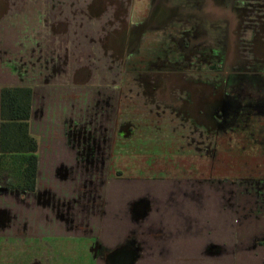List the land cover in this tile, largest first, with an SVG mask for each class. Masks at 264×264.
Here are the masks:
<instances>
[{
	"label": "crops",
	"instance_id": "1",
	"mask_svg": "<svg viewBox=\"0 0 264 264\" xmlns=\"http://www.w3.org/2000/svg\"><path fill=\"white\" fill-rule=\"evenodd\" d=\"M19 1L0 0V21L20 9ZM28 1L40 23L30 27V37L42 35L30 43L23 65L36 72L25 77L8 66L0 35V87H31L28 132L37 149L0 152V264H264V215L252 216L251 204L261 187L252 188L249 178L191 171L150 174L146 162L214 152L211 108L225 107L219 137L231 127L232 104L225 94L214 98L213 89L228 75L264 74V0ZM95 82L105 91L98 95L109 96V112L95 113L92 138L102 146L94 154L97 165L88 163L85 171L105 169L101 156L107 154L138 158L145 171L135 192L116 164L113 175L96 177L108 187H93L94 175H79L78 158L89 160L83 138L55 139L60 124L47 106L49 93ZM40 130L48 144L39 143ZM42 145L52 156L41 155ZM63 152L71 156L72 172ZM31 154L37 158L35 188L10 186L9 178L31 174ZM74 177L77 186L90 178L87 195ZM41 210L53 211L52 230L66 218L69 227L48 231L47 216L36 218ZM35 221L42 227L36 233Z\"/></svg>",
	"mask_w": 264,
	"mask_h": 264
},
{
	"label": "rangeland",
	"instance_id": "2",
	"mask_svg": "<svg viewBox=\"0 0 264 264\" xmlns=\"http://www.w3.org/2000/svg\"><path fill=\"white\" fill-rule=\"evenodd\" d=\"M19 3L21 4L20 9L12 14V17H7L0 21V35L3 37L4 42L1 52L4 51L7 53L6 59L8 61L6 63L8 66L13 65L18 67L19 70L25 74V77H27L29 72L35 74L36 68L34 66L30 67L29 64L23 65V61H27L28 59L30 43L33 42V44H36V41L38 42L39 36H41L42 33H31L33 36L30 37V27L39 29L40 23L35 19L37 16H31L30 12L32 10H30L28 0H20ZM8 42L11 43V45H7L6 43ZM213 50L216 52L215 49ZM19 62H21V64ZM213 68L216 71L218 69L220 70L221 66L213 65ZM224 82V86L220 85L213 89V97L216 98L225 94L224 96L230 100V104H232L229 116L231 127L223 134L220 133L218 137L220 128L219 125L216 126V137L213 145L214 152L211 155H197V157H193L191 160L189 158V160L185 161L172 159L146 161L149 163L148 169L150 174L162 168V170H168V172L181 170L186 173H189V171L196 174L206 173L205 176H208L207 178L211 175L232 179L249 178L248 184L252 185L254 189L261 187L260 189L262 191L256 194L257 198L254 202V206L251 202L253 209L252 216H258V214L264 215V74L262 75L261 73L254 76L241 73L240 76L235 77H233V75H228ZM100 92L104 93L105 91H101L99 85L95 82L92 87L86 85L84 88L80 89L77 87L75 89H65L62 92L58 91L54 95L53 92L49 93V98L47 97V106H52L53 111L51 112H53V117L55 121L60 124L55 139L67 140L71 137L83 138L84 143L82 148L85 145L84 154H89V160L86 163L85 156L78 158V161H82L80 168H83L79 175L87 174L88 172H90L89 176L92 177L94 175L95 178H92L95 182H93V187L98 186L100 190L107 188L108 185L104 184L102 180L96 177H103L102 174H105L106 177L113 175V173H115L114 164H116V167L124 171L125 174L123 175L126 176H123V179H127L129 183L132 184V191L135 192L134 185H139L141 183V174L145 171L140 168V165L144 162L140 161L138 158L135 159L129 156L119 157V155L111 157V155L107 154L106 156H101L106 164L105 169H95V173L92 169L90 171H85L88 163H90V165H97L95 164L97 157L94 154L99 153L102 146L101 142H98V145L94 144L92 138L94 131L93 121L97 118L95 113H102L105 110L109 112V96L98 95ZM104 102L108 103L107 107H104ZM69 116L72 117L70 118L71 120ZM104 122H108V114L105 115ZM101 133L104 134V131H101ZM42 134H44V132L40 130L37 136L39 143L48 144V142L42 141ZM106 136L108 139L109 136ZM100 137L102 136L98 135L96 139ZM108 141L109 140H107V142ZM106 145L110 146L108 143ZM52 151L53 149L51 147L44 148L42 145L40 153L48 158L52 156ZM61 159L62 161L69 159L70 164L66 163V165L70 166L72 172L74 164L71 156H65V152H63ZM109 169H111V171ZM127 171L128 173H126ZM135 173L140 175L135 176ZM154 178L155 177H150L149 180L152 181ZM73 179H76V177ZM77 181L76 179V189L80 188L81 185L82 187L84 186L82 191L87 195L85 191L90 190L91 183H88L91 181L90 178H85L84 182L79 183L80 186H77ZM163 182H165V180H163ZM152 183L154 186H157V184L162 185L161 183H157V181ZM78 191L81 192V189ZM98 197V203H103L105 201V196L102 193H99ZM85 202L87 204L86 200ZM96 209H98V207H96ZM44 214L47 216L46 229L48 231H60L69 227L68 218H66L65 223L60 225L59 228L52 230L54 227L53 211H51V213L48 211L45 212L44 210L38 211L36 212V218L42 220ZM85 216H89V214L86 213ZM73 218L74 217L69 220L72 219L73 222ZM75 219L79 221V217ZM13 227L19 229L22 226ZM32 229L36 233L39 232L42 227L35 221V226H33ZM76 230L78 231V228H76Z\"/></svg>",
	"mask_w": 264,
	"mask_h": 264
},
{
	"label": "trees",
	"instance_id": "3",
	"mask_svg": "<svg viewBox=\"0 0 264 264\" xmlns=\"http://www.w3.org/2000/svg\"><path fill=\"white\" fill-rule=\"evenodd\" d=\"M31 103V87L24 85H4L0 87V139L21 138L13 145L0 143L1 153L5 154L7 149L36 151L37 141L28 132ZM27 158L29 159L28 164L32 168L31 174L26 177L9 178L12 180L9 182L10 186L23 189L35 188L34 172L37 158L34 154L27 156ZM0 182H3L2 178H0ZM13 182L15 184H12Z\"/></svg>",
	"mask_w": 264,
	"mask_h": 264
},
{
	"label": "flooded vegetation",
	"instance_id": "4",
	"mask_svg": "<svg viewBox=\"0 0 264 264\" xmlns=\"http://www.w3.org/2000/svg\"><path fill=\"white\" fill-rule=\"evenodd\" d=\"M225 107L221 108V105H215L211 108L212 118L214 119V122H216L217 125H219V121L224 117L223 110Z\"/></svg>",
	"mask_w": 264,
	"mask_h": 264
}]
</instances>
